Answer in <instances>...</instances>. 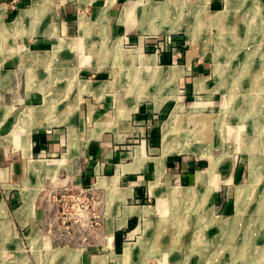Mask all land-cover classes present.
Listing matches in <instances>:
<instances>
[{
    "label": "crops",
    "instance_id": "crops-1",
    "mask_svg": "<svg viewBox=\"0 0 264 264\" xmlns=\"http://www.w3.org/2000/svg\"><path fill=\"white\" fill-rule=\"evenodd\" d=\"M9 1L0 0V264H158L131 238L134 231H124L148 215L152 200L159 203L165 165L170 171L178 167L164 141L162 150L152 148L160 140L156 119L163 103L128 99L115 106L108 78L79 79L73 89L65 70L87 64L73 56L83 54L94 36L103 60L98 73L125 64L127 50L130 60L138 55L142 66L158 72L163 96L177 98L196 82L192 94H199L202 83L212 97L218 93L216 63L206 52L215 48L211 28L243 29L246 41V18L222 15L232 0L223 1L222 11L215 0L190 5L204 29L181 21L189 8L184 0H20L16 10L8 9ZM257 4L256 16L264 17V5ZM219 15L225 23H216ZM166 34L190 42L184 58L151 55L145 39ZM227 73L234 78V71ZM88 91L96 105H83ZM86 109L94 113L90 129ZM79 187L99 198L100 225L66 233L55 196Z\"/></svg>",
    "mask_w": 264,
    "mask_h": 264
},
{
    "label": "rangeland",
    "instance_id": "rangeland-1",
    "mask_svg": "<svg viewBox=\"0 0 264 264\" xmlns=\"http://www.w3.org/2000/svg\"><path fill=\"white\" fill-rule=\"evenodd\" d=\"M184 1L189 8L183 11L181 21L204 29V21H198L196 10L190 9V5H201L202 0ZM223 1L215 0L216 10L225 9ZM254 5L255 0H232V7L222 14L227 18L243 14V20L246 18L249 24L246 41L243 29L234 32L227 25H210L215 29L212 38L215 48L206 52L216 63L214 77L218 94L215 96L205 94L202 83L199 94H192L196 82H189L187 90L183 89L177 98L163 96L164 83L158 72L142 66L138 55H133L134 59L130 60L132 53L127 50L125 60L122 59L125 64L98 73L103 60L99 58V42L94 36L86 44L83 54L76 51L73 56L77 63L79 58H86L87 64H76L70 71L65 70L73 89L79 79L108 78V89L114 90L116 95L115 106L128 99L151 105H155L153 101L163 103L156 119L160 140L152 148L162 150L164 141L170 157L177 159L178 167L170 171L165 165V173L159 181V203L152 200L148 215L134 222L132 229L124 231L125 234L134 231L131 238L139 239L137 243L158 264H264L263 230L260 225L238 218L242 206L248 212L254 210L256 200L263 195L260 190L264 185V17L256 16L259 7ZM257 5H264V0H258ZM7 7L11 9L9 2ZM261 14H264V6ZM186 15L189 17L185 18ZM219 22L225 23L220 15L216 17V23ZM163 26L168 27L167 24ZM145 42L152 45L151 55L174 52L181 59L191 50L190 42L181 36L166 34L148 37ZM52 54L54 52L49 49L48 55ZM229 71L230 74L234 71V78L226 77ZM255 72L260 74L257 76ZM112 78L114 82L111 83ZM54 82L55 85L62 84V81ZM87 95L83 105H96L93 93L88 91ZM93 117L94 113L86 109L84 122L87 129L93 125ZM184 161L187 165H181ZM201 172L205 176L202 178L199 174L197 178ZM55 197L59 204L57 217L64 223V232L78 227L87 232L99 227V198L91 191L80 187L66 188L65 193ZM68 214L73 218L66 220ZM258 219L264 223V217ZM226 221L234 223L230 228L242 231L243 238L231 240L229 232L219 226ZM245 229L248 234L242 235Z\"/></svg>",
    "mask_w": 264,
    "mask_h": 264
},
{
    "label": "bare ground",
    "instance_id": "bare-ground-1",
    "mask_svg": "<svg viewBox=\"0 0 264 264\" xmlns=\"http://www.w3.org/2000/svg\"><path fill=\"white\" fill-rule=\"evenodd\" d=\"M25 12L21 13V16L19 19H21L23 17V15ZM105 13V12H104ZM28 15V14H27ZM87 23L82 20V25L85 26ZM214 168V166H213ZM214 170V169H213ZM214 172V171H213ZM209 174V173H208ZM213 174V173H212ZM211 174V175H212ZM207 175V174H206ZM261 175V173H260ZM259 186V185H258ZM263 188L260 190L261 193H263L264 195V185L262 186ZM243 191V190H242ZM251 193V192H250ZM253 193V192H252ZM251 193V194H252ZM261 196V198H259V200H256L257 204L254 207V210L252 212H248L247 208L245 206H242V210L240 211V215L238 216L239 221H241L242 219H245L247 221H250L253 225H260L259 228H261V230H263V233L258 229V232L260 231V233L264 234V223H262L258 218L264 217V196ZM251 196V195H250ZM257 211V212H256ZM3 212V211H2ZM257 220H259L260 222H257ZM249 222V224H250ZM234 224V223H233ZM231 221H226L223 223H220L219 226H222L224 231H228L229 232V238H231V240L233 239H240L243 238V236L241 237V232L239 231V229H237V231H233L230 227L233 225ZM230 228V229H228ZM228 229V230H227ZM246 235L248 234V230L245 229L244 232L242 233V235ZM230 240V239H229ZM220 241V239H219ZM14 263V262H13ZM12 263V264H13ZM22 263V262H21ZM9 264V263H8ZM23 264V263H22Z\"/></svg>",
    "mask_w": 264,
    "mask_h": 264
},
{
    "label": "built area",
    "instance_id": "built-area-1",
    "mask_svg": "<svg viewBox=\"0 0 264 264\" xmlns=\"http://www.w3.org/2000/svg\"><path fill=\"white\" fill-rule=\"evenodd\" d=\"M19 1H20V0H10V1H9V3H10V8H11L12 10L17 9L18 4H19ZM71 218H73L72 215H69V214H68L67 217H66V220H70Z\"/></svg>",
    "mask_w": 264,
    "mask_h": 264
}]
</instances>
